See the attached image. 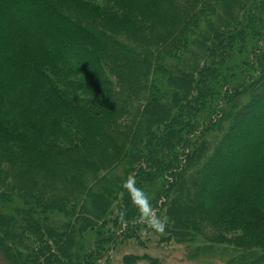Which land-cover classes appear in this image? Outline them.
<instances>
[{
	"label": "trees",
	"instance_id": "1",
	"mask_svg": "<svg viewBox=\"0 0 264 264\" xmlns=\"http://www.w3.org/2000/svg\"><path fill=\"white\" fill-rule=\"evenodd\" d=\"M106 2L0 0V253L112 264L129 242L205 243L211 264H264V0ZM129 175L165 234L136 223Z\"/></svg>",
	"mask_w": 264,
	"mask_h": 264
},
{
	"label": "rangeland",
	"instance_id": "2",
	"mask_svg": "<svg viewBox=\"0 0 264 264\" xmlns=\"http://www.w3.org/2000/svg\"><path fill=\"white\" fill-rule=\"evenodd\" d=\"M92 3H95L101 7L106 8L107 5L110 6L106 2V0H87ZM116 12H118L117 8H113ZM121 12V11H120ZM227 12V11H226ZM220 16H224V14H221ZM222 26V24L220 25ZM205 56L202 53V49L200 46H191L189 51L185 54L186 60L191 64L193 62L198 61L199 63L202 60V57ZM255 55L252 56V60L255 61ZM188 75H183L181 78L184 79ZM182 79H179L180 81ZM214 79V78H213ZM161 90L163 95L165 96L164 102L169 104L170 110L174 107V109H178V104H174L171 102V92L176 91L179 94V100L183 99L184 90L176 89L173 86H170V89H166V84H164V81L161 80ZM175 93V92H174ZM179 110V109H178ZM171 117L167 115V119L169 120ZM173 119L177 118V112L172 117ZM164 119V118H163ZM206 244H202L200 253L194 254L192 252V249L187 248L183 244L174 243L172 245H162L160 247H151V248H144L139 246L135 242H129L127 244H124L120 246L117 250L114 251L113 257H112V264H124L123 258L126 254L129 253H135V254H144L148 253L152 256H157L162 263L164 264H211L213 262L219 261V256L222 251V249H217V251H214V248L209 249ZM194 249L196 247V244L192 246ZM0 264H8L7 260L4 258V256L0 253Z\"/></svg>",
	"mask_w": 264,
	"mask_h": 264
},
{
	"label": "clouds",
	"instance_id": "3",
	"mask_svg": "<svg viewBox=\"0 0 264 264\" xmlns=\"http://www.w3.org/2000/svg\"><path fill=\"white\" fill-rule=\"evenodd\" d=\"M122 188L127 192L131 205L138 213L136 223L144 225L146 229L152 230L155 233L165 234L168 224L167 218H161L157 215V209L153 207L148 193L142 188L137 187L135 175H129L122 183ZM118 219L122 226L127 225L128 221L125 211L119 212Z\"/></svg>",
	"mask_w": 264,
	"mask_h": 264
}]
</instances>
